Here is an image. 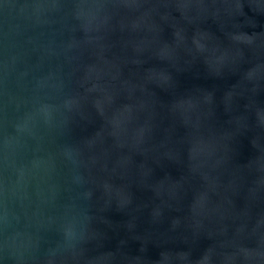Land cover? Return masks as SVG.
<instances>
[{
  "label": "water",
  "instance_id": "1",
  "mask_svg": "<svg viewBox=\"0 0 264 264\" xmlns=\"http://www.w3.org/2000/svg\"><path fill=\"white\" fill-rule=\"evenodd\" d=\"M0 264H264V0H0Z\"/></svg>",
  "mask_w": 264,
  "mask_h": 264
}]
</instances>
